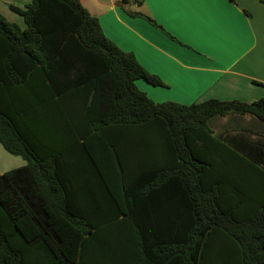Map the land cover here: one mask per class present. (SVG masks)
<instances>
[{"label":"trees","instance_id":"obj_1","mask_svg":"<svg viewBox=\"0 0 264 264\" xmlns=\"http://www.w3.org/2000/svg\"><path fill=\"white\" fill-rule=\"evenodd\" d=\"M9 7L0 144L26 163L0 173V264H264V141L208 123L264 122V97L154 102L78 0Z\"/></svg>","mask_w":264,"mask_h":264},{"label":"crops","instance_id":"obj_2","mask_svg":"<svg viewBox=\"0 0 264 264\" xmlns=\"http://www.w3.org/2000/svg\"><path fill=\"white\" fill-rule=\"evenodd\" d=\"M31 0H0V13L24 27L9 5ZM106 35L165 85L138 79L137 87L154 102L182 104L209 98L251 102L264 97V2L259 0H78ZM141 12L153 19L131 15ZM213 135L223 140L243 135L264 141V122L250 115H216ZM3 151V150H2ZM4 152V151H3ZM5 153V152H4ZM7 153L0 173L26 161ZM167 192L169 184L162 182ZM264 203V186L259 194Z\"/></svg>","mask_w":264,"mask_h":264},{"label":"rangeland","instance_id":"obj_3","mask_svg":"<svg viewBox=\"0 0 264 264\" xmlns=\"http://www.w3.org/2000/svg\"><path fill=\"white\" fill-rule=\"evenodd\" d=\"M142 80H143V79H142ZM2 150H3L5 153L9 154V155L16 156V155H13V154L7 152V151L1 146V144H0V168H1V165L3 164V162H4V161H3L2 154H3V155L5 154ZM12 156H11V157H12Z\"/></svg>","mask_w":264,"mask_h":264},{"label":"built area","instance_id":"obj_4","mask_svg":"<svg viewBox=\"0 0 264 264\" xmlns=\"http://www.w3.org/2000/svg\"><path fill=\"white\" fill-rule=\"evenodd\" d=\"M133 2H138V1H140V0H132Z\"/></svg>","mask_w":264,"mask_h":264}]
</instances>
